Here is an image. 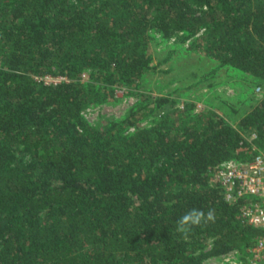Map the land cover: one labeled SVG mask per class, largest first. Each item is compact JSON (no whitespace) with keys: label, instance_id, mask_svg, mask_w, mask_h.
I'll return each mask as SVG.
<instances>
[{"label":"trees","instance_id":"obj_1","mask_svg":"<svg viewBox=\"0 0 264 264\" xmlns=\"http://www.w3.org/2000/svg\"><path fill=\"white\" fill-rule=\"evenodd\" d=\"M154 32L264 84V0H0V264H205L261 234L210 176L244 132L264 152V90L235 125L162 96L85 118L155 69ZM192 208L215 220L185 237Z\"/></svg>","mask_w":264,"mask_h":264},{"label":"rangeland","instance_id":"obj_2","mask_svg":"<svg viewBox=\"0 0 264 264\" xmlns=\"http://www.w3.org/2000/svg\"><path fill=\"white\" fill-rule=\"evenodd\" d=\"M152 34L148 52L155 69L146 72L135 89L118 87L115 98L88 106L83 114L91 124L123 116L144 97L151 102L162 96L168 101L159 115L187 108L190 112L211 109L235 125L254 98L263 94L264 84H257L251 76L190 50L191 38ZM252 133L244 132L243 136L248 139ZM216 263L213 258L205 262Z\"/></svg>","mask_w":264,"mask_h":264},{"label":"built area","instance_id":"obj_3","mask_svg":"<svg viewBox=\"0 0 264 264\" xmlns=\"http://www.w3.org/2000/svg\"><path fill=\"white\" fill-rule=\"evenodd\" d=\"M44 84L56 85L68 81L65 75L35 76ZM251 138V157L230 158L218 164L210 176V183L218 185L227 202L240 204V214L249 225L261 230L254 244L245 253L233 250L213 259L216 264H264V152ZM212 259V258H211Z\"/></svg>","mask_w":264,"mask_h":264},{"label":"clouds","instance_id":"obj_4","mask_svg":"<svg viewBox=\"0 0 264 264\" xmlns=\"http://www.w3.org/2000/svg\"><path fill=\"white\" fill-rule=\"evenodd\" d=\"M215 211L209 209L206 213L197 208H192L185 212L183 216L179 218L176 230L187 237L194 227L200 226L201 224H207L208 222H214Z\"/></svg>","mask_w":264,"mask_h":264}]
</instances>
